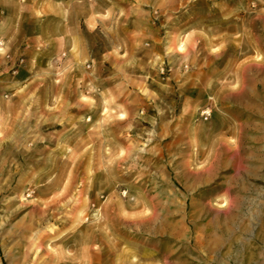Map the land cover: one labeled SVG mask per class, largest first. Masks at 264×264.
Segmentation results:
<instances>
[{"label":"rangeland","instance_id":"374dc122","mask_svg":"<svg viewBox=\"0 0 264 264\" xmlns=\"http://www.w3.org/2000/svg\"><path fill=\"white\" fill-rule=\"evenodd\" d=\"M206 2L145 7L159 38L143 82L163 84L172 104L118 86L103 95L101 75L62 92L53 64L31 81L41 89L13 94L14 110L0 98V264H264V139L220 121L235 45L205 56L188 24Z\"/></svg>","mask_w":264,"mask_h":264},{"label":"crops","instance_id":"0c3cea01","mask_svg":"<svg viewBox=\"0 0 264 264\" xmlns=\"http://www.w3.org/2000/svg\"><path fill=\"white\" fill-rule=\"evenodd\" d=\"M32 1V2H31ZM205 10H200L198 22L189 21L190 29H199L206 51L215 62L221 61L229 51L235 62L231 69L232 80L222 86L230 94L229 103L216 104L220 121L237 125L238 134L253 130L254 139H264V4L255 0H205ZM264 3V0H259ZM157 0H0V98L14 110L16 104L9 99L14 93L32 92L35 77L54 65L64 87L75 90L76 83L86 75V85H93V77L102 76V93L112 88L137 93L145 104H172L163 96V84L144 83L151 75L148 69L157 51L158 30L145 7H153ZM224 2H228L224 6ZM246 14L245 32L239 35L241 17ZM204 13V15H203ZM261 14V16H255ZM249 15L252 18L249 19ZM256 17H261L256 21ZM117 19V25L114 21ZM110 26L122 34H109ZM105 28H107L105 30ZM215 30V39L206 36ZM227 31H223V30ZM102 35L95 41L96 34ZM223 34L229 35L223 37ZM149 35V36H148ZM154 38H153V37ZM246 47L239 50L240 46ZM227 58V57H226ZM227 60V59H226ZM19 62L15 70H11ZM217 64V63H216ZM220 64V63H219ZM215 65L214 73L223 76V65ZM256 70V71H255ZM154 76V75H153ZM157 78H159L157 76ZM112 81L115 82L112 84ZM147 82V81H146ZM206 89V82L204 84ZM259 85V86H258ZM91 87V86H90ZM259 87V88H258ZM147 91L146 96L144 95ZM169 90H166L168 93ZM221 100V99H220ZM78 101V100H76ZM109 101V100H108ZM227 103V104H226ZM122 104H128L124 101ZM39 125L46 123L44 104H38ZM79 107V106H78ZM89 109L88 107H85ZM67 110L64 104L61 108ZM68 118V117H65ZM78 118H69L70 124ZM64 125L68 124L66 121ZM243 125H249L248 130ZM242 126V128H241ZM248 136V134H247ZM241 139V137H239ZM94 264V263H92ZM105 264V262H104Z\"/></svg>","mask_w":264,"mask_h":264},{"label":"built area","instance_id":"2783aa9c","mask_svg":"<svg viewBox=\"0 0 264 264\" xmlns=\"http://www.w3.org/2000/svg\"><path fill=\"white\" fill-rule=\"evenodd\" d=\"M208 112L206 111V110H204V111H202L201 112V116H202V118L205 120V119H207V117H208Z\"/></svg>","mask_w":264,"mask_h":264}]
</instances>
